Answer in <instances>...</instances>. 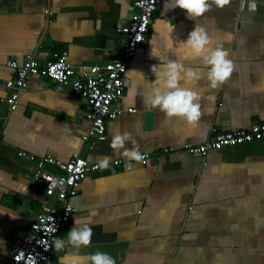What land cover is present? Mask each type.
<instances>
[{"label":"crops","instance_id":"crops-1","mask_svg":"<svg viewBox=\"0 0 264 264\" xmlns=\"http://www.w3.org/2000/svg\"><path fill=\"white\" fill-rule=\"evenodd\" d=\"M165 2L127 64L119 107L136 112L107 121L106 140L89 149L81 140L89 126L86 102L68 88L31 77L16 110L7 109L2 83L14 75L7 63L33 55L43 65L62 51L76 67L119 61L125 39L119 30L134 13V0H0V264H9L17 230L28 231L49 201L43 183L32 179L35 161L27 156L67 162L73 154L99 170L80 183L72 218L55 240H67L75 218L88 222L93 236L88 247L65 243L56 251L57 264H90L87 257L97 251L116 264H264V141L204 158L181 151L187 143L203 144L212 129L264 122V0H255V11L252 0H231L196 21L180 8L165 9ZM195 24L233 61L231 77L218 89L210 88L199 59L165 51L171 37L181 52ZM152 47L200 70L201 79L182 82L201 93L203 115L195 127L166 120L143 103L156 79L152 67L159 64ZM124 132L149 155L145 165L111 148L113 136ZM115 160L122 165L114 166Z\"/></svg>","mask_w":264,"mask_h":264},{"label":"built area","instance_id":"built-area-1","mask_svg":"<svg viewBox=\"0 0 264 264\" xmlns=\"http://www.w3.org/2000/svg\"><path fill=\"white\" fill-rule=\"evenodd\" d=\"M161 0H134L129 22L119 30L125 37L122 59L105 65L73 66L65 51L55 53L51 61L41 65L33 55L23 61L11 60L7 66L14 75L2 85L8 95L2 103L11 112L18 107L22 94L27 89L31 77L45 78L71 92L80 95L86 102L85 119L89 126L81 136L83 144L93 149L106 140V122L123 113L133 114V108L119 107L123 95L128 61L134 58L137 49L145 42L148 28ZM46 14H51L46 11ZM264 141V122H257L248 128L227 132L212 129L207 140L200 145L184 144L181 151L204 158L210 151ZM177 153L176 150H165ZM141 165H145L149 155L143 153ZM20 157L26 154L19 153ZM33 181L42 182L44 195L49 199L42 204L28 231L17 230L9 264H57L54 241L58 233L72 218V200L77 196L80 183L91 173L99 170V165L88 162L80 154H73L67 162L51 156L34 158ZM114 166L122 165L115 160ZM130 169V164L124 166Z\"/></svg>","mask_w":264,"mask_h":264},{"label":"clouds","instance_id":"clouds-1","mask_svg":"<svg viewBox=\"0 0 264 264\" xmlns=\"http://www.w3.org/2000/svg\"><path fill=\"white\" fill-rule=\"evenodd\" d=\"M231 0H166L164 8L167 10L180 8L186 11L189 19L196 21L204 16L213 7L223 9ZM255 0L249 4V9L255 11ZM173 31V30H170ZM166 52H173L182 57L199 59L206 69V79L210 88L218 89L224 85L234 71V64L229 59V53L221 46H213V41L204 27L195 24L194 29L188 34L186 41L181 42V52H176L173 47L174 41L166 37ZM151 56L159 60L158 65L152 67L156 79L150 96L144 98L143 103L152 108H158L166 120L179 118L190 126L195 127L203 115L201 93L197 90L185 87L183 81H198L201 79L199 69L186 67L183 60L171 59L168 55H161L152 47ZM135 94V90H133ZM131 141L132 148H126V142ZM114 150L123 149V155L128 160L141 161L143 155L132 140L130 133H117L111 141ZM107 164V160L105 161ZM75 226L67 233V240L56 239L55 251L65 247V243L71 244L76 249L91 245L93 229L88 222L75 218ZM87 259L90 264H116L115 259L104 252L90 254Z\"/></svg>","mask_w":264,"mask_h":264}]
</instances>
